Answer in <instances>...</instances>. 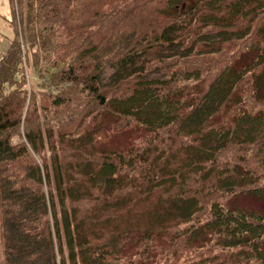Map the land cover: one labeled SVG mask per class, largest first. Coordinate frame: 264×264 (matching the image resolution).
I'll return each mask as SVG.
<instances>
[{
  "label": "trees",
  "instance_id": "obj_1",
  "mask_svg": "<svg viewBox=\"0 0 264 264\" xmlns=\"http://www.w3.org/2000/svg\"><path fill=\"white\" fill-rule=\"evenodd\" d=\"M10 5L5 264H264V0Z\"/></svg>",
  "mask_w": 264,
  "mask_h": 264
},
{
  "label": "rangeland",
  "instance_id": "obj_2",
  "mask_svg": "<svg viewBox=\"0 0 264 264\" xmlns=\"http://www.w3.org/2000/svg\"><path fill=\"white\" fill-rule=\"evenodd\" d=\"M17 3V0H14ZM12 14H11V5L10 0H0V57L8 50L10 39L14 35V29L11 23ZM17 22H18V29L20 27V18L17 11ZM20 39L22 36L20 35ZM29 69V68H28ZM31 74L30 83L32 87H36L37 82L36 79L39 77L33 76V71L28 70ZM35 74V73H34ZM108 132V130L106 131ZM137 132L131 131L127 133H117L112 131L110 134V145H129L131 143H135L137 139ZM247 202L248 199H245ZM259 205V204H258ZM263 208V207H262ZM1 210L2 207L0 206V264H5V249H4V236H3V227H2V218H1Z\"/></svg>",
  "mask_w": 264,
  "mask_h": 264
}]
</instances>
